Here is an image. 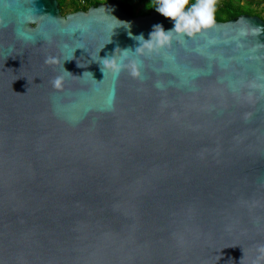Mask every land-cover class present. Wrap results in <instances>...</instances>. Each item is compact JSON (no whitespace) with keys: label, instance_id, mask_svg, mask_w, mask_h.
I'll return each instance as SVG.
<instances>
[{"label":"water","instance_id":"obj_1","mask_svg":"<svg viewBox=\"0 0 264 264\" xmlns=\"http://www.w3.org/2000/svg\"><path fill=\"white\" fill-rule=\"evenodd\" d=\"M176 19L0 0V264H264V20Z\"/></svg>","mask_w":264,"mask_h":264},{"label":"trees","instance_id":"obj_2","mask_svg":"<svg viewBox=\"0 0 264 264\" xmlns=\"http://www.w3.org/2000/svg\"><path fill=\"white\" fill-rule=\"evenodd\" d=\"M112 0H91L87 6H79L75 0H58L60 4V10L63 15L75 13L80 10L87 11L92 6H97L102 2H108ZM125 6L127 13L134 17L146 16L152 11L159 10L160 6L149 4L150 0H137L135 3L133 0H121ZM237 1L238 3H234ZM243 0H214L212 5V19L219 22H226L235 19L243 14L259 15L263 20L261 13L255 12L252 7L257 3L255 0H246V4H241ZM199 3V0H188L184 5L185 8H192ZM142 7L139 10L137 7ZM264 11V10H263Z\"/></svg>","mask_w":264,"mask_h":264},{"label":"clouds","instance_id":"obj_3","mask_svg":"<svg viewBox=\"0 0 264 264\" xmlns=\"http://www.w3.org/2000/svg\"><path fill=\"white\" fill-rule=\"evenodd\" d=\"M159 12L170 18H177L174 28L177 32L187 31L189 35L201 26H207L212 20V5L214 0H199L191 13H183L182 9L188 0H160Z\"/></svg>","mask_w":264,"mask_h":264},{"label":"rangeland","instance_id":"obj_4","mask_svg":"<svg viewBox=\"0 0 264 264\" xmlns=\"http://www.w3.org/2000/svg\"><path fill=\"white\" fill-rule=\"evenodd\" d=\"M76 2H78L77 0H75ZM137 0H133V2L135 3ZM246 0H243V2H241V4H246V2H245ZM234 3H238L237 1H235ZM151 5V4H154V5H156V6H160L161 5V2H160V0H150L149 2H148V5ZM254 7V8H253ZM252 7V9L253 10H255L256 12H260V13H262L261 12V10L262 9H260V8H258V7H256V6H253ZM140 8H142L141 6L140 7H137V9L139 10Z\"/></svg>","mask_w":264,"mask_h":264},{"label":"crops","instance_id":"obj_5","mask_svg":"<svg viewBox=\"0 0 264 264\" xmlns=\"http://www.w3.org/2000/svg\"><path fill=\"white\" fill-rule=\"evenodd\" d=\"M257 3L254 5V6H256V7H258V8H260V9H262L261 10V15H262V17L264 16V0H255ZM254 8V7H253ZM255 11V10H254ZM256 12V11H255ZM257 13H260V12H257Z\"/></svg>","mask_w":264,"mask_h":264},{"label":"built area","instance_id":"obj_6","mask_svg":"<svg viewBox=\"0 0 264 264\" xmlns=\"http://www.w3.org/2000/svg\"><path fill=\"white\" fill-rule=\"evenodd\" d=\"M79 6H87L91 0H77Z\"/></svg>","mask_w":264,"mask_h":264}]
</instances>
